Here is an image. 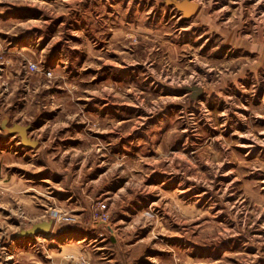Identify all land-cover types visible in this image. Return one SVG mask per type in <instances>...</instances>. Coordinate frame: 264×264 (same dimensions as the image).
Listing matches in <instances>:
<instances>
[{
  "label": "rangeland",
  "instance_id": "obj_1",
  "mask_svg": "<svg viewBox=\"0 0 264 264\" xmlns=\"http://www.w3.org/2000/svg\"><path fill=\"white\" fill-rule=\"evenodd\" d=\"M0 264H264V0H0Z\"/></svg>",
  "mask_w": 264,
  "mask_h": 264
},
{
  "label": "water",
  "instance_id": "obj_2",
  "mask_svg": "<svg viewBox=\"0 0 264 264\" xmlns=\"http://www.w3.org/2000/svg\"><path fill=\"white\" fill-rule=\"evenodd\" d=\"M50 227V224L48 222H42L33 225L30 229H27L24 231V234L26 235H35L38 233V231H47Z\"/></svg>",
  "mask_w": 264,
  "mask_h": 264
},
{
  "label": "built area",
  "instance_id": "obj_3",
  "mask_svg": "<svg viewBox=\"0 0 264 264\" xmlns=\"http://www.w3.org/2000/svg\"><path fill=\"white\" fill-rule=\"evenodd\" d=\"M101 207H102V208H104V207H105V205H104V204H102V205H101Z\"/></svg>",
  "mask_w": 264,
  "mask_h": 264
},
{
  "label": "crops",
  "instance_id": "obj_4",
  "mask_svg": "<svg viewBox=\"0 0 264 264\" xmlns=\"http://www.w3.org/2000/svg\"><path fill=\"white\" fill-rule=\"evenodd\" d=\"M32 143H35L34 141Z\"/></svg>",
  "mask_w": 264,
  "mask_h": 264
}]
</instances>
